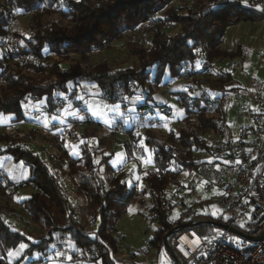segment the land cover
Instances as JSON below:
<instances>
[{
	"label": "trees",
	"instance_id": "obj_1",
	"mask_svg": "<svg viewBox=\"0 0 264 264\" xmlns=\"http://www.w3.org/2000/svg\"><path fill=\"white\" fill-rule=\"evenodd\" d=\"M58 1L0 0V41L6 35L3 28L10 23L12 10L20 9L30 14L29 35L23 37V45L17 43L11 48L12 53L0 59L3 81L0 84V114L12 115L14 123L30 122L23 108L28 97L38 100L45 97L48 112L56 107L55 100L59 96L63 104L69 102L72 106L76 101L73 100L76 87L82 82L96 84L107 96L109 104L134 96L138 89L145 90V99L149 101L165 71L177 75L182 62L194 61L202 51L210 60L238 58L240 47L234 53L220 50L225 29L242 21L264 19V0H248L247 4L228 0L225 7H215L224 0H187V6L179 8L171 5L173 0H64L70 8L68 11L60 10ZM255 5L257 9L253 7ZM153 12H161V20L173 23L178 27L177 32L168 35L158 23L147 50L130 41L128 51L137 60L135 67H114L116 65L106 60L89 65L93 52L103 41L134 29L143 13ZM43 51L53 62L34 64L29 56L38 57ZM19 55L28 59L19 61ZM71 55H77V58ZM62 63L67 67H61ZM229 83H232V72H227L224 80L209 82V88L224 95L233 90L225 87ZM188 109L191 113L184 119L185 126L177 136L160 140L147 133L145 145L155 149V154L151 155L154 169L141 175L140 180L146 188L139 190L137 195L136 188L124 179V173H116L110 166L112 155L106 154V150H99L98 159H94L96 153L83 142L79 144L80 158L75 159L68 150L55 143L57 138L51 140L58 151L57 158L65 166L63 175L78 182L73 197L84 203L85 211L95 222L93 238L84 233L82 224L69 222L70 203L62 194L59 178L52 173L42 154L22 145L23 139L18 133L0 132V156L9 157L27 168L25 185L32 189L30 196L19 202V212L36 227L49 230L45 238L32 240L20 229L7 224L6 217L11 209L0 211V258L8 261L10 253L24 243L27 248L23 249V256L29 264H37L48 260L68 241L92 261L114 264L112 258L118 246L112 235L115 224L130 204L144 203L145 195L151 197L149 211L157 218L156 229L148 243L152 246L163 244L164 233L170 226L165 221L161 201L168 187L179 181L178 174L168 171L170 157L164 151L165 144L176 141L185 146L203 147L199 134L216 131L219 127L217 117L206 114L204 103L195 101ZM223 112L220 105L215 113ZM123 148L127 160L131 161L128 144L124 143ZM103 180L110 186L106 194L99 193ZM12 185L0 175V202L10 201ZM71 257L75 259L76 255Z\"/></svg>",
	"mask_w": 264,
	"mask_h": 264
},
{
	"label": "built area",
	"instance_id": "obj_2",
	"mask_svg": "<svg viewBox=\"0 0 264 264\" xmlns=\"http://www.w3.org/2000/svg\"><path fill=\"white\" fill-rule=\"evenodd\" d=\"M57 6L62 11L70 10L60 0ZM28 16L27 12L20 9L12 11L10 23L3 28L6 35L0 41V59L12 53L7 43V33L11 31V25ZM158 23H161L163 28H170L172 25L166 20H161L157 13H143L133 41L147 49L157 31ZM111 45L112 41H103L100 49ZM120 49L126 56L130 55L125 47ZM47 58L49 56L43 51L38 57H30V60L34 64L43 65ZM26 59L28 58L25 55L18 57L19 61ZM114 61H118V58H114ZM241 66L240 60L229 64L231 71H240ZM224 77L225 72L219 64L210 60L206 52L202 51L194 61L182 62L177 75L172 76L169 71H165L157 91L149 101L142 95L144 90H135L134 96L140 100L136 107V115L139 118L149 116V121L174 118L175 113L170 105L174 104L180 111L179 119L184 120L191 113L188 106L195 101L205 104L206 114L209 112L218 116V130L199 134L203 147L185 146L176 141H168L165 144L164 151L170 157L168 171L178 174L179 181L168 187L161 201L165 221L170 230L164 233L163 244L156 245L157 250L162 251L158 264L167 263L163 254L171 258V264H264V110L251 112L241 107L242 116L249 124L239 126L233 136L224 116L215 113L221 105V98L209 88V82L221 81ZM100 98L107 100L104 93H101ZM263 101L264 94H260L258 102L261 104ZM55 104L56 107L48 112L46 101L42 100L38 111L32 117L37 118L44 114L59 119L57 110L63 106L61 96L55 100ZM72 108L76 110L74 120L64 118L51 121L48 126H38L37 129H41L45 134L60 135L66 131L73 133L75 128L93 125L82 102H73ZM21 125H24V122ZM121 129V125L112 128L113 131ZM131 139L129 143L132 142ZM151 150L152 154H155V149ZM43 157L52 173L59 178L62 194L70 203L72 212L69 222L81 224L78 211L80 204L73 197L78 185L77 180L65 178L63 165L57 157L51 154H44ZM153 169L154 167L150 170ZM136 187L135 195L139 190L146 188L145 185L140 188L137 184ZM109 188L107 181L103 180L99 193L106 194ZM148 198L149 202H152L151 197ZM3 203L5 206L11 205L10 201H3L0 206ZM213 205L216 206V211L211 212L209 208ZM5 206H1L0 211L5 212ZM12 216L22 228V232L31 237L36 226L19 212ZM149 216V220L157 225L156 215L150 212ZM88 225H93L94 228L95 222L92 220ZM222 225L233 228L237 233L229 232L220 227ZM48 231L47 228L39 230L42 232L40 238H45ZM83 231L88 237H94V229L90 231L83 228ZM230 238H238L240 242ZM115 240L120 242V238ZM208 240H211V243H208ZM151 247L147 242L144 248L133 250L130 253L131 260L135 262L137 257H147ZM119 249L120 246H117V251ZM52 257L53 253L48 260L37 264H49ZM0 264L8 262L0 258Z\"/></svg>",
	"mask_w": 264,
	"mask_h": 264
},
{
	"label": "rangeland",
	"instance_id": "obj_3",
	"mask_svg": "<svg viewBox=\"0 0 264 264\" xmlns=\"http://www.w3.org/2000/svg\"><path fill=\"white\" fill-rule=\"evenodd\" d=\"M60 1H62L66 5L64 0H60ZM186 4H188L187 0H173L171 3V5L174 8H179V7L184 6ZM12 11H14V10H12ZM153 13H156V12H153ZM27 14H29V13L27 12ZM149 14H151V13H149ZM157 14L159 15L160 18H162L161 12H157ZM29 19H30V14H29L28 18H26L24 20L19 19L11 25V27H10L11 31L7 33V43H8L9 47H11V48L15 47L17 43L20 45H23V43H22L23 37H26L29 35V27L27 24ZM136 27L132 30L124 31L118 37L111 39L110 42L112 41V45L110 47H107L105 49L99 48L98 50L94 51L92 57L89 60V65L92 66V65H95L99 62L106 60L109 64L116 65L114 67H121V68L135 67L136 65H134V64L137 62V60L134 59L131 56V54L129 56H126L124 53L121 52L122 50L120 48L125 47L127 50H129V46H128L129 42L133 41V38L136 37L135 36ZM177 29H178V27L173 24V25H171L170 28H164V31L168 35H174L177 32ZM19 35L22 36V38L19 37ZM16 38H19V39L16 40ZM140 47L142 48V46H140ZM147 49L144 48V50H147ZM1 55H4V54H1ZM29 57H32V56H29ZM71 57L77 58V55H71ZM114 58H118V61H114ZM47 60L49 62H53L52 57H49ZM61 67L65 68V67H67V64L62 63ZM239 72L241 73V71H239ZM0 80H1V78H0ZM0 84H3V81L2 82L0 81ZM157 87H158V85L156 86V88H154L155 92L157 91ZM77 95H80V93L78 92ZM142 95H145V92H143ZM83 97L85 99V107H86L88 113L90 114V116L97 122V123L96 122L95 123L97 125H99L98 123H102V127H99L96 125V127L99 130H102V131L106 130L105 126L108 127L113 122H115L114 120L117 121V120L122 118V115L113 111L116 104H120V103L123 104L124 108L122 109V111L126 110L124 112L129 113V115H131L130 121H129L130 125L128 124L130 126V127H128V130H130L129 132H132L131 136L128 135V139L133 138V139H131L132 140L131 143H128V141L127 142L123 141L121 145H118V147H114L113 146L114 140H111V138H108L109 139L108 140L107 137H105V135H103V138L101 139V141H99L98 144H96V146L94 148H90V146H89V149L92 153H96V154H94V159H98L97 152L99 150H106V154H109L108 151L110 149H114L115 151L113 150L114 153H113V156L110 160V164L112 165L113 168L122 167L124 165V161H127L128 163L134 162L135 164H134V168L132 169V171H130V170H126V171H130V173H129L130 176L133 174V176H131V178H130L131 184L129 183L128 180H127V183L129 185H133L135 187H136V184L139 186H140V184L138 182H136V181H138L137 178L136 179H133V178H135V176H139V178H140L141 175L145 171L152 169L153 165H154L153 160H152V156H151L152 150L145 145L147 133L152 134L154 137L160 138V140H165L169 137L177 136L179 131L181 129H183L185 126L184 120L179 119L180 118V111L176 108V106L174 104H170L173 108L172 109L173 113H175L174 118H170V119H164L163 118L160 120H150L149 121V119H150L149 116L145 117V118H139L136 115V107L138 106L139 101H140L136 96L124 97L120 100V103H116V104H109L107 102V100H102L98 95H96V96H83ZM42 98H45V97H42ZM125 98H127V99H125ZM132 99L134 100L135 104L133 105V107L131 109H135V111H129L127 109V107L130 104L129 102ZM45 100H46V98H45ZM73 100L80 101V100H77L76 97ZM221 104H222V101H221ZM120 112H121V110H120ZM113 113L115 114L114 117L111 116ZM238 113L242 117V113H240L239 111H238ZM238 113H236L237 116L235 115L236 118H238V116H239ZM208 115L214 116V114H211L209 112H208ZM215 117H218V116H215ZM226 120L230 121V118L228 119V117H227ZM116 125H119V124H116ZM89 127H91V126H89ZM93 127H95V126H93ZM86 128H88V127H86ZM229 128H231V130H232L233 127L229 126ZM82 130H85V128H75L73 133H71V131L70 132L66 131L63 134L54 135V134H45L41 129H32V127H28L26 124H24V125H21L18 123L14 124V122H10V121H9V123H5L4 125L0 126V132H5L8 134H10L11 132H15V134L18 133V135L21 136L23 139L22 145L28 146V147L34 149V151H36V152L39 151L41 154H43V156H44V154L45 155L51 154L52 156H55V157H57L59 154H58V151L56 150L54 144L52 143L53 141H51L53 138H50V137L57 136V137H55V138H57L55 143L60 144L63 147V143H66V142L72 143V144L75 143V140L79 139L78 137H79L80 131H82ZM231 132L233 134V130ZM107 134L108 133L106 132V135ZM59 136H62L63 138L62 137L59 138ZM89 139H88V141H90ZM124 143L128 144V147L131 150L130 156H131L132 160L130 162L127 160V155H126L125 149L123 148ZM141 144H143V147H141ZM141 148L144 149L145 156H141ZM77 149H79V148H76V149L74 148V150H72V151L77 152ZM67 150L69 151V155H70V150L69 149H67ZM139 158L141 159L140 163H139ZM20 165L25 167L22 164H20ZM63 168L65 169V166ZM115 170H117V169H115ZM120 172L124 173V171H122V170H120ZM63 173L65 174V172H63ZM105 180H107V179L105 178ZM107 183H108V181H107ZM136 189H137V187H136ZM20 191L21 190H19V192ZM20 196H21V194H20ZM22 197L24 198L25 196H22ZM143 198H144V203L135 202L133 204H130L129 207L127 208L124 216L121 217L116 222V224H115L116 228L119 232V235L122 237V238L120 237L121 240H120V242H118V246H119V244H121L122 247H124V248L128 247L127 249H129V250H133V249L138 250V249L144 248L147 241L152 238L153 232L156 229V224L149 220V218H150V216H149L150 215L149 198L147 195L143 196ZM75 199L77 200V198H75ZM1 206H5V203H3ZM80 206H81V204H80ZM5 208L11 209V212L15 211V210H12V208H10L9 205H6ZM81 209H83L82 215H80V213H79V216L81 219L80 220L81 224L83 225L84 228H88L90 231H92L94 229L93 225H88L92 221V218L85 211V206L84 207L81 206ZM209 211H211V212L216 211V206L215 205L211 206L209 208ZM15 212H17V214H18L19 211H15ZM20 214H22V213H20ZM9 216L6 217L7 224L10 227H13L15 229H20L22 231V228L19 227L17 222L14 220L13 216L12 215H9ZM41 229H43V228L35 227L33 229V232L31 234L32 240H35L37 237L41 236L42 232L41 233L39 232V230L41 231ZM115 232L116 231H114L112 235L116 239L118 237L116 236ZM22 250L23 249H20L18 246L14 251H12L10 257H13L19 253H22L23 252ZM68 250H72V249H66V252H70ZM155 252H157V253L154 254ZM161 255H162V251H160V250L158 251L157 246H152L151 251H150L149 255L147 256V259L151 264H158L161 261ZM163 255L165 256V258L167 260L166 264H171V260H170L171 258L169 259V257L166 254H163ZM24 264H26V263H24Z\"/></svg>",
	"mask_w": 264,
	"mask_h": 264
},
{
	"label": "crops",
	"instance_id": "obj_4",
	"mask_svg": "<svg viewBox=\"0 0 264 264\" xmlns=\"http://www.w3.org/2000/svg\"><path fill=\"white\" fill-rule=\"evenodd\" d=\"M237 1H239L242 4H247L248 2V0H237ZM253 7L255 9L258 8L257 5ZM239 47L241 50L238 58L231 59L228 57H222L218 59H212L217 64H219L220 68H222L225 74L227 72H232V83L225 85V87L227 88H233L231 92H228L223 95L220 92H216L214 90L211 91L215 95L221 98L222 101L221 105L223 106V110H224L222 115L224 116L225 123L227 124L228 128L229 126L233 127L232 128L233 134L231 132L232 131L231 128H229L233 136L236 135V130L239 126L249 124L248 120H246L243 116L241 117V115L238 113V111L241 113V107L245 108L246 110L249 109L251 110V112L264 110V101L261 104L258 102L260 94H264V19L256 22L242 21L225 29L221 39L220 50L224 52L234 53L236 49ZM238 60L242 62V66L240 68L241 73L239 71H231L229 68L230 63ZM76 91H77L76 95L79 92L81 96L98 95L100 97L101 95L100 89L94 83H85V82L79 83L78 86L76 87ZM42 100H45V98L38 100L34 97H28L26 99L23 108L25 110L26 117L29 119L30 122L27 123L24 122V124H26L28 127H32V129H37L38 126H43V127L48 126L49 122L51 121L62 120L64 118H67L69 120L75 119L76 110L72 108L71 103L69 102L67 103L64 102L63 106L59 110H57L59 119H57V117L46 116L44 114H41L37 118H33L32 116L36 111H38V107L42 102ZM80 102L83 103L84 108L86 109L85 99L80 100ZM129 103L130 104L127 107V109L132 108L133 105L135 104L133 99L130 100ZM120 105H121L120 107L121 113H123L122 118L117 121L114 120L115 122H113L108 127L105 126L106 130L104 131L99 130L96 127L97 122L89 114L91 120L93 121V125H91V127L85 128V130L80 131L78 137L79 139H76L75 143L73 144L67 142L63 143V148L66 150L67 149L70 150V155L72 158L75 159L80 158L79 149H77V152L72 151L74 150V148L75 149L79 148L80 143L85 142L87 143L88 147L90 146V148H94L96 144H98V142L101 141L103 135H105L107 139L111 138V140H114L113 142L114 147H118V145H121L123 141L126 142L128 141L129 143L128 135L131 136L132 133L129 132L130 130H128V127H130L129 121L131 115H129V113H125L124 111L126 110L122 111L124 107L123 104ZM236 113L239 114L238 118L235 117ZM111 116L114 117L115 114L113 113ZM227 117L228 119L230 118V121L226 120ZM125 120H127L128 122L125 123ZM9 121L13 122L12 115L0 114V126L4 125L5 123H9ZM115 123L122 126V129L120 131L112 130V128L116 125ZM98 124L99 125L97 126L102 127V123H98ZM106 132L108 133L107 135ZM54 137L57 136H52L50 138H54ZM61 137L62 136H59V138ZM88 139L90 141H88ZM113 150L114 149H110L108 151L109 154H111L112 156L115 151ZM141 156H145L144 149L142 148H141ZM110 160H109V164H110ZM140 160L141 159L139 158V163ZM20 164L21 163H14L12 159L9 157L0 156V173L13 184L12 185L13 188L11 189V195H10L11 205H9V207L15 211H20L19 202L23 199L28 198L32 193V189L29 186L25 185L27 179V168L21 166ZM134 164H135L134 162L128 163L127 161H124V165L120 168H113L111 164L110 166L114 170L117 169L115 170L116 172H120V170L124 171V179L126 181L128 180L130 183V178L131 176H133V174L130 176L129 173L134 168ZM126 170H130V171H126ZM137 177L139 176H135V178L133 179H136ZM138 182L140 183V188H142L145 185L144 182L140 180V178ZM19 190L21 191L19 192ZM22 196L25 197L23 198ZM77 200L78 203H80L81 206L84 207V203L79 199ZM81 206L79 210L80 215H82V210H83L81 209ZM15 211L10 212V215L16 213ZM115 231H116L115 232L116 236L120 238L121 236L119 235L116 225H115ZM150 240H148L147 242H149ZM119 246H120V250L117 251V253L112 258L114 264H151L148 261L147 257L144 258L137 257L135 262H133L130 258V253L134 249L129 250L127 249L128 247L124 248L122 247L121 244H119ZM66 249H72V250H68L70 252H66ZM58 253L59 255H57ZM154 254H156V252ZM72 255H76L75 259L71 257ZM8 263L29 264V260H27V258L23 256V252H22L13 257H10ZM49 264H96V262L90 260V256H88L86 253H79L73 247V245L67 241L63 247L53 252V257L49 260Z\"/></svg>",
	"mask_w": 264,
	"mask_h": 264
},
{
	"label": "snow or ice",
	"instance_id": "obj_5",
	"mask_svg": "<svg viewBox=\"0 0 264 264\" xmlns=\"http://www.w3.org/2000/svg\"><path fill=\"white\" fill-rule=\"evenodd\" d=\"M227 3H228V0H224V3L223 4H218V5H215V7H225L226 5H227ZM76 99L77 100H83L84 99V97L83 96H81V95H77L76 96ZM125 99H127V98H125ZM120 107H121V105L120 104H116L115 105V108L113 109V111H115V112H117L118 114H120V115H123V113H121L120 112ZM174 107V106H173ZM129 111H135V109H128ZM128 121L127 120H125V123H127ZM141 147H143V144H141ZM137 180H139V177H137ZM241 227H243V225H241ZM205 239H207V237H205ZM231 240H235L237 243H239L240 241L238 240V238H230ZM208 243H211V240H208ZM52 247H55V245H52ZM19 248L20 249H25V248H27V245L26 244H24V243H21L20 245H19ZM182 251H183V249H182ZM186 255H187V253H185ZM57 255H59V253L57 254ZM37 258H39V254H37Z\"/></svg>",
	"mask_w": 264,
	"mask_h": 264
},
{
	"label": "water",
	"instance_id": "obj_6",
	"mask_svg": "<svg viewBox=\"0 0 264 264\" xmlns=\"http://www.w3.org/2000/svg\"><path fill=\"white\" fill-rule=\"evenodd\" d=\"M220 227H222V228H224V229H227L229 232H232V233H237L233 228H229V227H226V226H220ZM259 240H261V238L259 239ZM164 244L166 245V243L164 242Z\"/></svg>",
	"mask_w": 264,
	"mask_h": 264
}]
</instances>
